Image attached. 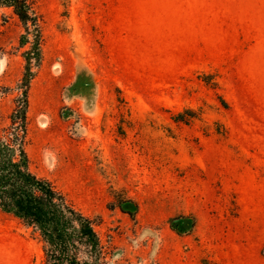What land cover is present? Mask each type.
<instances>
[{"label":"rangeland","instance_id":"1","mask_svg":"<svg viewBox=\"0 0 264 264\" xmlns=\"http://www.w3.org/2000/svg\"><path fill=\"white\" fill-rule=\"evenodd\" d=\"M26 1L0 7V127L27 77L30 169L102 264H264V0ZM45 247L0 211V264Z\"/></svg>","mask_w":264,"mask_h":264},{"label":"trees","instance_id":"2","mask_svg":"<svg viewBox=\"0 0 264 264\" xmlns=\"http://www.w3.org/2000/svg\"><path fill=\"white\" fill-rule=\"evenodd\" d=\"M26 21V0H0ZM27 86L0 127V211L38 232L46 264H102L104 253L92 221L77 211L50 181L33 174L26 152ZM85 259L81 260L80 257Z\"/></svg>","mask_w":264,"mask_h":264}]
</instances>
